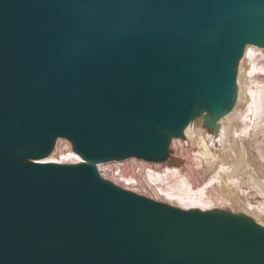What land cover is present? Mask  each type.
<instances>
[{"label": "water", "instance_id": "obj_1", "mask_svg": "<svg viewBox=\"0 0 264 264\" xmlns=\"http://www.w3.org/2000/svg\"><path fill=\"white\" fill-rule=\"evenodd\" d=\"M264 0H0V264H264L244 213L184 210L99 166L161 162L238 100ZM78 163L46 162L57 140Z\"/></svg>", "mask_w": 264, "mask_h": 264}, {"label": "bare ground", "instance_id": "obj_2", "mask_svg": "<svg viewBox=\"0 0 264 264\" xmlns=\"http://www.w3.org/2000/svg\"><path fill=\"white\" fill-rule=\"evenodd\" d=\"M237 82L238 100L218 129L200 117L185 137L172 140L167 160L113 161L99 166L101 175L159 203L244 213L264 227V48L246 46ZM45 161L73 164L80 158L69 140L59 138Z\"/></svg>", "mask_w": 264, "mask_h": 264}, {"label": "rangeland", "instance_id": "obj_3", "mask_svg": "<svg viewBox=\"0 0 264 264\" xmlns=\"http://www.w3.org/2000/svg\"><path fill=\"white\" fill-rule=\"evenodd\" d=\"M120 163V162H119ZM122 163V162H121ZM118 166H120V165H118ZM119 170V169H118ZM117 175V174H116Z\"/></svg>", "mask_w": 264, "mask_h": 264}]
</instances>
